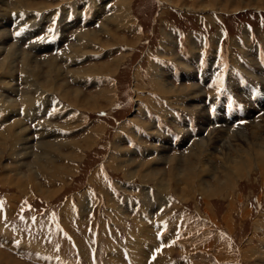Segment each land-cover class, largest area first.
I'll return each instance as SVG.
<instances>
[{
  "label": "rangeland",
  "instance_id": "1",
  "mask_svg": "<svg viewBox=\"0 0 264 264\" xmlns=\"http://www.w3.org/2000/svg\"><path fill=\"white\" fill-rule=\"evenodd\" d=\"M98 1V4L92 5L89 24L92 23V19L95 21V18L104 12L103 6L110 0ZM202 1L209 3L210 0ZM118 2L121 3L122 0H114L109 9L110 14L102 17L96 28L89 26L79 32H76L80 28L79 13L83 14V11L87 10L88 0H22V2L2 0L0 3V6L2 5L0 8H3L0 10V37L7 39V43L3 46L4 51H0L2 52L0 64L4 61L9 48L16 49L12 62L15 72L3 78L13 91L0 96V178L6 174L2 170V166L6 165L7 168H18L20 171L18 176L24 177L25 182L21 190L19 186H15V182L9 183L8 180L0 179V264H34L31 263L32 260H20L15 256L16 249L22 245V238H27L31 242L42 240L39 246H44L45 250L46 247L53 248V255L56 258L70 260L71 264H89L87 258L86 261L82 258L83 253L80 255V251L83 249L82 246H93L95 262L92 264H102L101 256L105 257L110 251L116 252L108 254L107 257L118 260L119 255L116 254L118 250L113 244H123L130 235L133 237L127 245L132 249L122 246L118 249L127 253L136 264H144L145 258L152 256L155 245L165 242L168 244L167 250L158 253L156 256L158 258H154L153 264H264V160L259 166L255 159L257 150L264 148V113L255 118L253 114L257 113L259 108L249 107L243 118L248 117L251 120L235 131L228 133V129L216 127L201 135L202 130L199 129L197 139L191 142L185 153L169 154L168 140L164 137L167 133H163L161 128L165 125L168 134L170 132L177 136L179 134L174 126L177 122L172 121L170 114H167L163 108L165 102L160 99L159 104L150 93L155 92L165 98L169 107L164 105L166 109H172L173 106L192 113L188 115V119L194 120L196 125L200 122L199 116L202 114L198 113L201 110L205 118V122L202 123L203 128L211 122L208 121L205 113L206 108L202 103L203 96L199 87L192 83L183 82L178 85L171 83L156 65L169 58L178 66L181 65V79L193 77L189 61L196 56V43L190 35H188L189 40H187L188 36L184 39L189 61L179 62V52H183L182 46L179 43L173 45L172 35L168 33L169 29L164 30V26L167 25L164 20L175 19L180 26H183L184 35L198 31L208 37L215 32L207 39V43L212 45L216 39L218 42V45H215V58L211 59L215 62V96L205 97L208 103L220 101L224 92L230 89L235 95H248L245 89L240 88L255 81L260 83L264 80V74L257 75L258 71L255 74L249 69V66L253 68L256 66L260 71L259 65L254 62L248 61L243 65L238 63V60L234 61L233 57L235 54L241 56L245 54L250 60L256 61L257 57L262 56L259 61L264 62V7H248L234 11L218 9L200 11L180 7L179 4H189L192 3L191 0H128L127 6L121 11L118 9ZM22 20L28 22L26 29H29L31 24L38 25L37 32L44 29L42 25L52 27L55 35L52 46L45 50L35 44L27 45L26 39L36 35L37 32L34 30L25 38L16 35V32L21 30ZM136 21L142 25V31L139 30ZM247 25L250 28L251 40L246 39ZM90 31H96L98 39L90 41L87 37L91 46L84 45L85 37L82 39L78 36ZM141 32L143 36L140 38ZM240 34L243 36L240 37ZM238 38L245 40L241 42V46L238 44ZM58 39H61L59 43ZM256 44H260L258 56L254 55L253 48ZM59 45H61L60 50L56 51ZM173 47L176 50L175 54ZM211 52L212 49H206L203 55L207 56ZM111 58H118L119 63L117 62L110 72L105 70L106 73H103L105 76H101L104 79L97 78L96 81L82 84L75 78L74 74L78 71L90 67L97 69L105 66V69H109ZM26 59L28 65L39 69L40 76L34 81L37 89L27 83L32 76L25 69ZM205 62H208L206 58ZM232 63L239 72L240 82L228 78ZM174 67L177 70V67ZM47 70H51L48 76ZM2 71L0 68V74ZM212 73L213 71H209V77ZM12 76L15 78L10 79ZM159 81L168 86L172 84L174 88H184L182 92H159ZM48 83H52L55 87L51 88V85L48 87ZM4 87L5 84L0 83L1 93L4 92ZM70 88L82 93L81 106H75L61 97V93ZM194 88L199 93L195 96L191 94L184 96V93L187 95ZM128 89L131 96L130 105L121 111L112 108L111 110L110 107L116 101L118 92L121 90L123 93H128ZM101 91H105L102 96L99 95ZM5 96L7 97L4 101ZM8 96L15 103L7 107L6 103L11 102ZM192 98L196 102H191ZM91 99L98 103V107L90 108ZM257 104L264 109V100ZM58 105H62L61 108H58ZM141 106L152 108L158 113L162 112L161 117L158 118V128L156 127L163 140V144L159 147L145 143L149 140L151 142L156 135L150 134L152 129L149 128L151 125L147 122L148 119L141 120ZM175 116L183 117L178 111ZM4 117L7 120H4ZM14 122L20 125L17 133L20 135L23 131L26 133L28 138L26 145L21 146V142L13 144L10 140L9 137L13 136V130L10 128L16 127L12 126ZM140 125L145 128L150 139L135 138L141 145L138 147L140 154L138 156L136 150L124 145L126 144L124 137L133 134V130ZM43 126L44 131L53 129L56 138L51 136L42 138L43 131L40 128ZM219 128L224 129L220 133L226 138L229 136L228 139L232 144L226 140L215 142L218 138L214 135ZM243 132L247 140L233 139L235 135ZM92 133H96V137L92 144L86 146L82 137ZM4 134L7 138H2ZM207 135H210V138ZM188 136L184 135L183 140L186 141ZM202 136L203 139L208 138L207 151L209 153L211 151V154L205 159H209L207 163L211 164V167L209 165L208 167L209 173L212 174L203 176V171L197 168L194 175L185 178L183 182L169 181L171 161L175 157L184 158L195 151L202 141ZM118 137L121 142L113 147ZM57 139L60 141L80 139L81 141L73 140L72 143L84 144L80 150L81 156L75 160L72 158L69 162L62 160L63 154L55 153L56 162L51 166V171L55 174L52 177L48 175L50 171L43 173L37 162L38 167L36 165L32 169L34 179H27L28 167L34 165L36 154H41L40 144L45 143V140L58 142ZM22 147L29 148L25 152L17 151ZM222 148L229 153L234 151L231 153L232 160H236L240 155L244 156L243 158H250L246 171L232 177L230 181H227L220 171ZM239 148L242 149L241 153L236 151ZM63 149L68 151V147ZM65 151L62 152L65 154ZM149 152L152 155L148 154ZM148 161L156 162V168L163 170L167 176V180H164L163 175L160 174L164 189L156 186V182H146L147 177L141 176V168L132 169L135 163L136 166H140V163L146 164ZM182 165L183 161L179 159L177 166ZM55 166H59L60 169H55ZM12 175L13 172H9L4 178L11 177L10 181H12L14 177ZM206 183L210 184L211 188L216 187L218 183H221V186L207 195L201 189ZM45 189L50 193L43 195L42 191ZM181 189L184 190V195ZM150 199H153V202ZM131 206H135L136 210L133 211ZM52 216L55 225L49 221ZM155 220L157 227L162 231L159 240L158 236L152 233L156 228ZM58 233L60 236L57 235ZM69 234L72 235L70 239H68ZM166 255L169 258L165 259ZM111 263L109 261V264Z\"/></svg>",
  "mask_w": 264,
  "mask_h": 264
},
{
  "label": "bare ground",
  "instance_id": "2",
  "mask_svg": "<svg viewBox=\"0 0 264 264\" xmlns=\"http://www.w3.org/2000/svg\"><path fill=\"white\" fill-rule=\"evenodd\" d=\"M14 1H16V0H14ZM17 1H19V2H22V0H17ZM192 1V3H189V4H185V5H181V4H179L180 5V7H182V8H184V7H186V8H191V9H195V10H200V11H205V10H213V9H218V10H220V11H234V10H237V9H242V8H248V7H255V8H262V7H264V0H210L209 1V3H205V1H202V0H191ZM0 3H2V0H0ZM119 3V5H118V9H120L121 11L123 10V9H125V7L127 6V3H128V0H122V2L120 3V2H118ZM2 6V5H1ZM0 6V7H1ZM5 8V7H4ZM0 10H3V8L1 9L0 8ZM116 11V10H115ZM120 11V12H121ZM1 12V11H0ZM123 15H124V13H123ZM111 20H113V18L111 19ZM131 21V20H130ZM128 27L130 28V26L128 25ZM104 28V27H103ZM129 30H131V29H129ZM100 31V30H99ZM99 33V32H98ZM104 33V32H103ZM110 35V34H109ZM5 37H6V35H5ZM78 37H80V38H84V40L87 38V39H89L90 41L92 40H96V39H98L97 37H98V34H97V32L96 31H90V32H84V33H82L80 36H78ZM77 37V38H78ZM109 38H111V36H108ZM168 37V36H167ZM114 38V37H113ZM81 39V40H82ZM86 39V42L84 43V45H90V43L88 42V40ZM115 39V38H114ZM117 39V38H116ZM7 39L6 38H4V37H0V51H2L3 49H4V44H6L7 43V41H6ZM78 40V39H77ZM80 40V41H81ZM187 40H189V36H188V39ZM113 40H111V42H112ZM84 42V41H83ZM163 42V41H162ZM113 43V42H112ZM111 43V44H112ZM108 44L110 45V41L108 42ZM164 44V43H163ZM70 45V44H69ZM82 45V44H81ZM80 45V46H81ZM100 45V44H99ZM91 46V45H90ZM189 46H190V44H189ZM79 47V46H78ZM162 47H164V46H162ZM14 48L15 47H11V48H9V52L7 53V54H5V56H4V61H2L1 62V64H0V68H1V70H3L2 72H1V74H0V78H1V80H0V83H3V85L5 84V89L3 90L4 92H0V96L1 95H4L5 93H8V92H11V88L9 87V86H7L8 84L5 82V79L3 80V78H5L4 76H7V77H9L10 75H12V74H14V72H15V70H13V67H12V62H13V59H14V57H15V55H16V49L14 50ZM192 49V48H191ZM4 51V50H3ZM23 52V51H22ZM85 52V51H84ZM0 53H2V52H0ZM28 59V58H27ZM26 59V65H25V69L27 70V73L29 74V75H31L32 77L29 79V80H27V83H29V85L31 86V87H34L35 86V84H34V81L35 80H37L38 79V76H40V75H38V74H40L38 71H39V69L38 68H35V67H31V65H28V60ZM48 59V58H47ZM118 58H115V59H113V58H111V61H110V68L108 69H105V66L104 65H102V66H104V67H101V68H88V69H84V70H80V71H78L76 74H74L75 75V78L76 79H78L79 80V82L80 83H82V84H84V83H86V82H88V81H96L97 80V78H100V79H104V78H102L103 76H105V75H103V73L105 72V70H107V72H110L114 67H115V65H116V63L118 62V60H117ZM120 61V60H119ZM25 62V61H24ZM36 63V62H35ZM119 63V62H118ZM24 64V63H23ZM32 64V63H31ZM43 65V64H42ZM109 67V66H108ZM50 68H52V66L50 65ZM42 69V68H41ZM99 71H101V72H99ZM24 72V71H23ZM47 76L51 73V70H47ZM106 73V72H105ZM104 73V74H105ZM100 74V75H99ZM103 75V76H102ZM190 75H191V73H190ZM102 76V77H101ZM161 76H162V74H161ZM29 77V76H28ZM13 78H15L14 76H12V77H10V79H13ZM157 78V77H156ZM161 79V77L159 76V80ZM65 83V82H64ZM159 86H160V91L159 92H169V93H171V92H176V91H179V92H182V89L184 88V87H179V88H174L173 87V85L172 84H170L169 86L167 85V84H164V83H162L161 81H159ZM48 85V87L51 85V88H54L55 86L54 85H52V83L51 84H47ZM66 86V85H65ZM3 87V86H2ZM1 87V88H2ZM36 87V89H37V86H35ZM193 87V86H192ZM8 88H9V90H8ZM57 88V87H56ZM62 89V88H61ZM8 90V91H7ZM13 91V90H12ZM57 92H58V90H57ZM105 91H101V92H99V95L100 96H102L103 95V93H104ZM108 92V91H107ZM184 92V91H183ZM23 93V92H22ZM196 93H199V91L196 89V88H194L191 92H189L187 95L184 93V96L186 97V96H195V94ZM62 94V96L61 97H63V98H65V99H67L68 101H70V103H72V104H74L75 106H81L82 104V102L80 101V97L81 96H83L82 95V93H80V91L79 90H77V89H74V90H71V88L69 89V90H64V92L63 93H61ZM71 94H73V96H70ZM163 94V93H162ZM178 94V93H177ZM189 94H191V95H189ZM70 97H69V96ZM109 95V94H108ZM174 95V94H173ZM198 96V95H197ZM7 96H5L4 97V101H5V98H6ZM92 97V96H91ZM113 97V96H112ZM188 98V97H187ZM194 98V97H193ZM191 99L190 101L191 102H194L195 101V99ZM2 99V98H1ZM93 99V98H92ZM91 99V101H90V108L92 109L93 107H98V103H96L94 100H92ZM95 99V98H94ZM8 100L9 101H11L10 103H6L7 104V107H8V105H14V103L15 102H12L13 101V99H11V97H9L8 96ZM197 100H199V99H197ZM83 101V100H82ZM98 102V101H97ZM196 102V101H195ZM5 104V105H6ZM3 105H4V102H3ZM2 105V106H3ZM189 105V104H188ZM193 106H196V105H194V104H192ZM88 106V105H87ZM190 106V105H189ZM84 107H86L85 105H84ZM191 107V106H190ZM206 108V107H205ZM262 108V107H261ZM158 108H156V110H157ZM190 109V108H189ZM191 110H192V108H191ZM195 110V109H194ZM188 111V110H187ZM8 112V111H7ZM12 113H13V111H12ZM160 113H162V112H160ZM198 114H202V116H199V117H201L200 118V122L198 123V125H200V124H202L203 123V121L205 122V118H203L204 117V115H203V112H202V110H201V112H199ZM6 116H8V115H6ZM5 116V117H6ZM5 117H4V120H7V119H5ZM9 117H11V116H9ZM9 117H7L8 119H9ZM260 117V116H259ZM67 119V118H66ZM209 121V120H208ZM262 122V121H261ZM251 123V122H250ZM205 124V123H204ZM255 124V123H254ZM253 124V126H255ZM66 125V124H65ZM251 125V124H250ZM261 125V124H260ZM12 126H16V127H14V128H10V129H12L13 130V136L12 137H9L10 138V140L12 141V143L13 144H16V143H18V142H21V146H23V145H26L27 144V142H28V138L26 137V133L23 131L22 133H21V135L19 134V133H17V131H19L17 128L18 127H20V125L18 124V122L16 123V122H14V124L12 125ZM69 126V125H68ZM71 127V126H70ZM149 127V126H148ZM251 127V126H250ZM44 126L42 127V128H40V130L41 131H43V134H41L42 135V138H46V137H55L56 138V132L54 133L53 132V129L52 130H50V131H44ZM150 129H151V126L149 127ZM254 128V127H253ZM203 129V125L201 126V128H200V130H202ZM23 130H24V127H23ZM63 131V130H62ZM70 131V130H69ZM224 131V129H218V131H217V133L214 135L216 138H218L217 140H215V142H217V141H221L222 140V142L224 141V140H226V142H228L229 144H232L230 141H229V136H228V138H226L225 136H222V132ZM61 132V131H60ZM154 131H150V134H154V135H156L157 136V134L156 133H153ZM221 132V133H220ZM252 133V132H251ZM61 134V133H60ZM66 134V133H65ZM96 134V133H95ZM95 134L94 133H92V134H89V135H87V136H84V137H82V140H84V142H86V146H89L90 144H92L93 143V141H94V138L96 137L95 136ZM41 135H39V136H41ZM64 135V134H63ZM251 135V134H250ZM259 135V134H258ZM3 137L2 138H4V137H6L5 136V134L4 135H2ZM120 136V135H119ZM233 135H231V137H232ZM256 136V135H255ZM1 137V136H0ZM207 137L208 138H210V135H207ZM230 137V138H231ZM238 137V138H237ZM7 138V137H6ZM207 138V139H208ZM22 139H23V141H22ZM207 139H203V136H202V141H201V143L200 144H198V147L196 148V150L195 151H193L192 153H189L186 157H184V158H180V157H175L174 158V160H172L171 162H172V164H171V171L168 173V175H169V178H168V180L169 181H175V182H177V183H180V182H183V180L185 181V178H190L191 177V175H194V173H195V171L197 170V168H199V170L200 171H203L202 172V175L204 176L205 174H208L209 173V171H210V169H209V167H208V165L211 167V164H209V163H207V162H209V159H205V157L207 156V158L209 157V155L211 154V151H210V153L207 151V143H206V140ZM233 139L234 140H236V139H239V140H247V138H246V134L243 132V133H239V135H235V137H233ZM58 140V139H57ZM66 140V139H65ZM75 141L76 142V140L77 141H81L80 139H70V141H64V139H63V141H60V140H58V142L57 141H54L53 143L52 142H50L49 140L47 141V140H45L46 142L45 143H42V144H40V149H41V154H36V156H35V158H34V165L33 166H29L28 167V170H27V174H26V177H27V179L29 178V179H34V176H33V171H32V169L37 165V162H38V164L40 165V167H39V169L43 172V173H47V172H49V176L50 177H52L55 173L53 172V171H51L52 169H51V166L56 162V160H55V153H57L58 155H59V153L60 154H63L62 156V160H65V161H69L70 162V160H72V158H73V160H75V159H77V158H79L80 156H81V152H80V150L84 147L82 144H80V143H78V144H73L72 143V141ZM154 140V139H153ZM254 140V139H253ZM252 140V141H253ZM256 140V139H255ZM264 141V140H263ZM44 142V141H43ZM121 142V139H120V137H118L116 140H115V143H114V146L113 147H115V146H118L117 144L118 143H120ZM199 142V141H198ZM240 142V141H239ZM237 143V142H236ZM255 143V142H254ZM260 143V142H259ZM145 146H146V144L145 143H143ZM248 144V143H247ZM58 145V146H57ZM193 146H195L194 144H192ZM208 145H210V143L208 144ZM239 145V144H238ZM257 145V144H256ZM18 146V145H17ZM57 146V147H56ZM237 146V145H236ZM250 146H251V144H250ZM250 146H249V148H250ZM252 146H255V145H252ZM260 146V145H259ZM1 147V146H0ZM60 149H59V148ZM67 147H68V151H65L63 148H66L67 149ZM196 147V146H195ZM235 147V146H234ZM27 148H29V147H22V149L21 150H17V151H26V149ZM55 148H57V149H55ZM146 148H148V147H146ZM149 149V148H148ZM167 149V148H166ZM233 149H235V148H233ZM244 149V148H243ZM254 149V148H253ZM59 150H62V151H65V154L62 152V151H59ZM144 151H145V149H143ZM154 150V149H153ZM157 150V149H156ZM159 150V149H158ZM223 150H225V149H223L222 148V152H221V160H222V162H221V168H222V170L220 169V171H221V173H222V175L224 176V177H226V180L227 181H230L231 179H232V177H234V176H236V175H241L242 173H244L245 171H246V169H247V166H248V161H249V159H248V157L247 158H243L244 156H238L237 157V159L236 160H232V155H231V153H233L232 151H231V153H229L228 151H223ZM229 150V149H228ZM255 150V149H254ZM253 150V152H255ZM237 152H240L241 153V151H242V149H238V150H236ZM29 152V151H28ZM59 152V153H58ZM62 152V153H61ZM228 152V153H227ZM257 152H258V156L257 155H255V159H256V161L259 163L258 165L260 166V163H263V160H264V148L263 149H258L257 150ZM17 153H19V152H17ZM145 153H146V151H145ZM144 152H143V154H145ZM199 153H201L200 154V157L198 156V154ZM242 153H244V151L242 152ZM16 154V153H15ZM31 154V153H30ZM148 154H151L152 155V153L151 152H149ZM248 154V153H247ZM246 154V155H247ZM24 155V154H23ZM243 155H245V154H243ZM252 155V154H251ZM16 156H20V155H16ZM172 156V155H171ZM249 156V155H248ZM54 157V158H53ZM173 157V156H172ZM253 157V156H252ZM170 158V157H169ZM179 159H181L182 161H183V165L182 166H177V163H178V160ZM20 160V159H19ZM156 160H157V158H156ZM170 162V163H171ZM156 163V162H155ZM154 162H152V161H148V163H146V164H141L140 163V166H136V163L134 164V167H132V169L133 168H135V167H138L140 170H141V176H143V177H147V178H145V180H146V182H156V186H158L159 188L160 187H162V189H164L165 188V186H164V184H163V182H162V179H160L161 177V175L160 174H162L163 175V179L164 180H167V176H165V174H164V171L163 170H159L158 168H156V166L155 165H157V164H155ZM37 167H38V165H37ZM55 169H60V167L59 166H55ZM2 170H3V172H5L6 174H3V176L5 177L9 172H13V175L12 176H14L13 177V180L12 181H10L11 180V177L10 178H8V179H6V178H4V177H2V178H0V179H5V180H8L9 181V183H14L15 182V186L16 187H18L19 189H21V190H23L21 187H23V185H24V177H19L18 176V174L20 173V171H19V169L18 168H15V167H12V168H7L6 167V165H3L2 166ZM69 169H67V171H68ZM213 170V169H212ZM214 171H215V169H214ZM69 172H71V170H69ZM136 172H137V169H136ZM135 173V172H134ZM217 173H218V171H217ZM2 174V173H1ZM209 174H212V173H209ZM95 175V173L93 174V176ZM221 175V174H220ZM17 176V177H16ZM216 177H218L217 175H215ZM214 176V177H215ZM223 177V178H224ZM238 177V176H237ZM157 178H159L158 180H157ZM222 178V179H223ZM171 179H173V180H171ZM193 179V178H192ZM180 181V182H179ZM193 181V180H192ZM0 182H1V180H0ZM3 182V181H2ZM187 182V181H186ZM4 183H5V181H4ZM226 183L227 182H225V185H226ZM187 184V183H186ZM154 185V184H153ZM189 186H191V185H189ZM199 186H201V183L199 184ZM219 186H221V183H218V184H216V187H214V188H211V185L210 184H208V183H206V185H204V186H202V190H203V192H204V194H207L208 195V193H211V192H213V191H215L217 188L219 189ZM183 188V187H182ZM184 189V188H183ZM217 189V190H218ZM182 190V189H181ZM183 191V195H184V190H182ZM40 193V192H39ZM49 194L50 193V191H48V189H45V191L43 190L42 191V194ZM43 194V195H44ZM11 202V201H10ZM142 233V232H141ZM144 247V246H143ZM1 257V256H0ZM13 262V261H12ZM14 263V262H13ZM18 264V263H17Z\"/></svg>",
  "mask_w": 264,
  "mask_h": 264
},
{
  "label": "snow or ice",
  "instance_id": "3",
  "mask_svg": "<svg viewBox=\"0 0 264 264\" xmlns=\"http://www.w3.org/2000/svg\"><path fill=\"white\" fill-rule=\"evenodd\" d=\"M49 31H51V29H49ZM16 35H20V32H16Z\"/></svg>",
  "mask_w": 264,
  "mask_h": 264
}]
</instances>
